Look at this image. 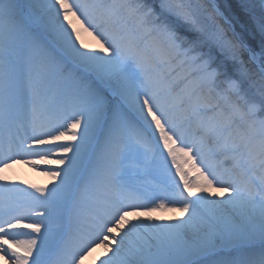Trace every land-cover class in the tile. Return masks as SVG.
I'll list each match as a JSON object with an SVG mask.
<instances>
[{"label":"snow or ice","instance_id":"1","mask_svg":"<svg viewBox=\"0 0 264 264\" xmlns=\"http://www.w3.org/2000/svg\"><path fill=\"white\" fill-rule=\"evenodd\" d=\"M238 6L239 33L215 0H0V259L264 264V0Z\"/></svg>","mask_w":264,"mask_h":264},{"label":"bare ground","instance_id":"2","mask_svg":"<svg viewBox=\"0 0 264 264\" xmlns=\"http://www.w3.org/2000/svg\"><path fill=\"white\" fill-rule=\"evenodd\" d=\"M84 39L86 42L95 46V41H93L90 36H87V34L84 35ZM52 167L56 166L53 165ZM5 175L8 176L10 181L20 183L25 187L30 184L50 187L51 184L54 183V181H52L50 177L44 173V171L32 169L23 163L13 165L11 169L6 170ZM192 175H195V172H193ZM24 182H27V184H24ZM213 191H217V189H213ZM220 195H224V193L221 192ZM152 215L155 217L170 218L173 216L179 217L181 216V213L179 210H176L175 212L165 210L157 211L152 213ZM129 218L131 219V217ZM106 252L107 249L103 245H97L93 252L86 257L85 264H99V260L104 258ZM0 264H8V261L6 259H0Z\"/></svg>","mask_w":264,"mask_h":264},{"label":"trees","instance_id":"3","mask_svg":"<svg viewBox=\"0 0 264 264\" xmlns=\"http://www.w3.org/2000/svg\"><path fill=\"white\" fill-rule=\"evenodd\" d=\"M218 2L219 7L221 10L225 13L227 16H232L235 18L237 21L235 27L236 30L239 32L241 31L238 27V25L243 24V20L247 18L244 13L239 9V7L234 9L233 3L231 2L232 0H216ZM239 14V15H238Z\"/></svg>","mask_w":264,"mask_h":264},{"label":"rangeland","instance_id":"4","mask_svg":"<svg viewBox=\"0 0 264 264\" xmlns=\"http://www.w3.org/2000/svg\"><path fill=\"white\" fill-rule=\"evenodd\" d=\"M232 3H233V6H234V9H236V7L238 8L239 6H238V4H239V0H232L231 1ZM215 3L218 5V2L215 0ZM219 6V5H218ZM221 9V8H220ZM222 11V10H221ZM223 12V11H222ZM239 15V14H238ZM246 19L247 18H245L244 20H243V23L246 21ZM238 27H239V29L241 30V25H238ZM238 33H239V31L238 30H236Z\"/></svg>","mask_w":264,"mask_h":264}]
</instances>
